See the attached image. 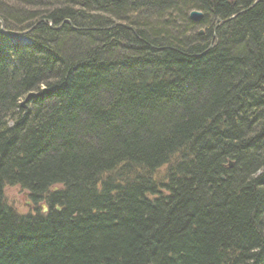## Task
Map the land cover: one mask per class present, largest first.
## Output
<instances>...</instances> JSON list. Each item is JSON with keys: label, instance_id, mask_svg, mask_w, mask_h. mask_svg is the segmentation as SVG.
<instances>
[{"label": "trees", "instance_id": "16d2710c", "mask_svg": "<svg viewBox=\"0 0 264 264\" xmlns=\"http://www.w3.org/2000/svg\"><path fill=\"white\" fill-rule=\"evenodd\" d=\"M13 34L0 264H264V0H0Z\"/></svg>", "mask_w": 264, "mask_h": 264}, {"label": "rangeland", "instance_id": "374dc122", "mask_svg": "<svg viewBox=\"0 0 264 264\" xmlns=\"http://www.w3.org/2000/svg\"><path fill=\"white\" fill-rule=\"evenodd\" d=\"M166 171H167V165L159 168L155 172L154 176L158 178L159 181H163L165 180ZM5 195H6L7 203L13 206L16 209L17 213H26L36 208L30 201L29 192L21 189L19 186L6 187ZM39 203L41 204L39 207L43 209L44 204L42 203H45V201H40Z\"/></svg>", "mask_w": 264, "mask_h": 264}, {"label": "bare ground", "instance_id": "6f19581e", "mask_svg": "<svg viewBox=\"0 0 264 264\" xmlns=\"http://www.w3.org/2000/svg\"><path fill=\"white\" fill-rule=\"evenodd\" d=\"M16 40H11V41H1L0 40V43L3 44L4 46H9V47L22 44L20 41H16ZM3 51H4V48L3 47H0V56H2V54H4ZM154 175H155V173H154ZM154 179L155 180H159L155 176H154Z\"/></svg>", "mask_w": 264, "mask_h": 264}, {"label": "water", "instance_id": "95a60500", "mask_svg": "<svg viewBox=\"0 0 264 264\" xmlns=\"http://www.w3.org/2000/svg\"><path fill=\"white\" fill-rule=\"evenodd\" d=\"M202 17H203V13L200 12V11L194 10V11H192V12L190 13V18L193 19V20H195V21H199V20H201ZM203 32H204L203 30H200V33H201V34H202ZM232 165H233V163L230 162L229 166H232ZM58 209H60V207H58Z\"/></svg>", "mask_w": 264, "mask_h": 264}]
</instances>
